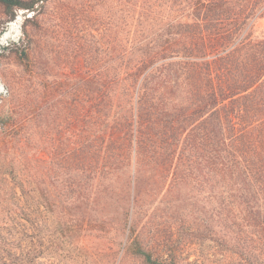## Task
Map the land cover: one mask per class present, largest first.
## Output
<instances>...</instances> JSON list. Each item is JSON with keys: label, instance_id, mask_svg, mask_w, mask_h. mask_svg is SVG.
<instances>
[{"label": "rangeland", "instance_id": "1", "mask_svg": "<svg viewBox=\"0 0 264 264\" xmlns=\"http://www.w3.org/2000/svg\"><path fill=\"white\" fill-rule=\"evenodd\" d=\"M184 1L47 0L38 22L27 26L29 37L23 23L34 12L18 10L19 39L0 47V264H151L134 252L136 222L137 232L162 226L190 236L197 226L221 229L217 210L235 217L230 230L240 232L237 241L209 239L203 245L211 250L194 247L182 264H264V254L247 257L264 243L243 219L251 208L237 202L220 207L213 193L196 188H165L136 205L127 196L128 173L106 177L105 143L85 142L93 105L85 95L88 69L94 68L96 93L120 63L118 50L137 47L157 31L154 19L180 16ZM6 18L0 6L1 35L13 21ZM256 29L264 35V18ZM23 41L32 51L31 67L21 60ZM5 133L15 138L4 147ZM147 236L144 249L154 259L168 260L171 248L179 252L178 242L160 248ZM222 243L223 254L216 251Z\"/></svg>", "mask_w": 264, "mask_h": 264}, {"label": "trees", "instance_id": "2", "mask_svg": "<svg viewBox=\"0 0 264 264\" xmlns=\"http://www.w3.org/2000/svg\"><path fill=\"white\" fill-rule=\"evenodd\" d=\"M46 1L0 0V6L8 20L20 9L34 12L23 23L29 37L27 26L38 22ZM184 2L180 16L154 19L159 28L139 46L118 50L120 63L113 75H104L96 93L94 68L88 69L85 95L93 105L85 142L105 143L106 177L128 173L127 196L136 205L165 188L209 190L220 207L237 202L251 208L243 219L264 241V35L256 33V22L264 18V0ZM20 48L22 62L31 67L30 45L23 41ZM8 138L15 135L4 134V147ZM26 184L20 182L23 191ZM234 219L217 210L221 229L197 226L190 236L172 228L166 233L162 226L155 233L137 232L136 222L133 249L151 264H182L194 247L199 253L211 250L203 245L209 239L236 242L240 232L230 230ZM147 234L160 248L178 242L179 252L164 248L169 261L154 259L144 249ZM223 243L218 253H225ZM263 248L247 257L263 255Z\"/></svg>", "mask_w": 264, "mask_h": 264}, {"label": "bare ground", "instance_id": "3", "mask_svg": "<svg viewBox=\"0 0 264 264\" xmlns=\"http://www.w3.org/2000/svg\"><path fill=\"white\" fill-rule=\"evenodd\" d=\"M22 17L20 14L8 24L7 29L0 36V47L19 39Z\"/></svg>", "mask_w": 264, "mask_h": 264}, {"label": "built area", "instance_id": "4", "mask_svg": "<svg viewBox=\"0 0 264 264\" xmlns=\"http://www.w3.org/2000/svg\"><path fill=\"white\" fill-rule=\"evenodd\" d=\"M6 92V90H4Z\"/></svg>", "mask_w": 264, "mask_h": 264}]
</instances>
